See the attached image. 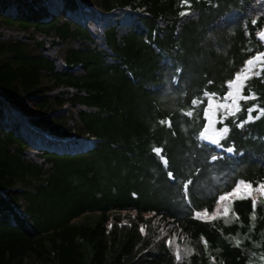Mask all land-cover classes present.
<instances>
[{
	"label": "trees",
	"instance_id": "trees-1",
	"mask_svg": "<svg viewBox=\"0 0 264 264\" xmlns=\"http://www.w3.org/2000/svg\"><path fill=\"white\" fill-rule=\"evenodd\" d=\"M260 32L264 0H0V264H264V196L194 216L264 182V72L200 137Z\"/></svg>",
	"mask_w": 264,
	"mask_h": 264
},
{
	"label": "snow or ice",
	"instance_id": "snow-or-ice-1",
	"mask_svg": "<svg viewBox=\"0 0 264 264\" xmlns=\"http://www.w3.org/2000/svg\"><path fill=\"white\" fill-rule=\"evenodd\" d=\"M185 3H190V0H185ZM187 12L181 13V15H187ZM256 22L253 21V24ZM261 38H264V32H260L258 34ZM182 69H177L179 73ZM261 72H264V52H257L254 56H251L244 62V66L234 74V78L227 80V92L224 94L220 100H216L215 97L217 93L215 92H208L207 90L204 91L203 95L207 98V105L203 110L204 118L206 119L207 123L203 131L200 132V137L202 139H207L212 144L223 147L221 145V139L224 138V134L230 131L229 127L224 126L220 129L215 127L217 120L216 114L217 112L222 110V116L226 118L228 115H235L237 112L241 110L240 101H247L249 99L255 98V93H250V95H244L243 90L247 86V81L251 79L252 76H259ZM178 83V80L175 81ZM212 81H209L211 84ZM193 107L197 106L198 104L204 103L201 99L193 98L191 101ZM258 106L254 105L253 107L249 108L247 120L251 122L254 117L252 116V112ZM259 112L264 114V108L259 109ZM188 116H192L193 113L191 111L185 113ZM259 114L255 117V119H259ZM161 124H164L165 121L161 120ZM168 126L171 127V120L167 121ZM238 127H243V122H241ZM153 151L160 157L161 161L167 167L168 160L165 156L161 155L163 149L160 147L153 148ZM224 152L229 154H235L236 148L233 144L232 146L223 148ZM243 155V153H240ZM218 159H223V155L211 157V161H216ZM168 178L170 180L175 179L173 172L169 171L167 173ZM191 184L189 180L184 185L185 190V199L188 198V186ZM256 193H259L261 196H264V182H259L257 185H253L251 181H246L240 179L235 182V186L231 188L230 191L224 192L220 194L216 200V209L215 212L211 214L209 217L208 212L205 210L204 212L196 211L194 213L195 218H210L215 219L219 215H223L227 217L231 211L232 204L235 200H244V199H251L252 201V208H253V216L255 215V210L258 205V201L256 198ZM136 195L135 193L133 194ZM190 202V201H189ZM143 231V228L141 229ZM206 244L207 241H204ZM179 252H177V259H179Z\"/></svg>",
	"mask_w": 264,
	"mask_h": 264
},
{
	"label": "rangeland",
	"instance_id": "rangeland-1",
	"mask_svg": "<svg viewBox=\"0 0 264 264\" xmlns=\"http://www.w3.org/2000/svg\"><path fill=\"white\" fill-rule=\"evenodd\" d=\"M207 140V139H206Z\"/></svg>",
	"mask_w": 264,
	"mask_h": 264
}]
</instances>
